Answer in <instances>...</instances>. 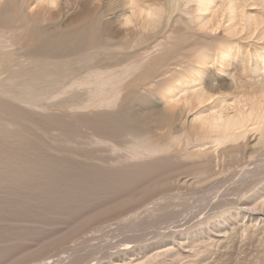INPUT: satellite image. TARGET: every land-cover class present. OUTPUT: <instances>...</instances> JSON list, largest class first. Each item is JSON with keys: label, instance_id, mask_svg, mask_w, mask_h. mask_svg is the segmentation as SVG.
Returning <instances> with one entry per match:
<instances>
[{"label": "bare ground", "instance_id": "bare-ground-1", "mask_svg": "<svg viewBox=\"0 0 264 264\" xmlns=\"http://www.w3.org/2000/svg\"><path fill=\"white\" fill-rule=\"evenodd\" d=\"M153 193V210L198 196L208 213L151 244L139 229L144 244L97 264H206L240 232L261 233L264 264V0H0V243L41 215L77 220L39 253L126 206L147 213Z\"/></svg>", "mask_w": 264, "mask_h": 264}, {"label": "rangeland", "instance_id": "rangeland-1", "mask_svg": "<svg viewBox=\"0 0 264 264\" xmlns=\"http://www.w3.org/2000/svg\"><path fill=\"white\" fill-rule=\"evenodd\" d=\"M81 138H82L81 139L82 141L79 140L80 138L77 139L78 141L76 142V145H78V147H79V145L82 147H88L87 142L89 143V137L83 136ZM220 194H222V193H220ZM153 195L155 197H153ZM156 195H157V193H153V194H151V196H149L148 198L145 199V201H147V203H148V206H146V207L147 208L151 207L147 213L144 211L145 208H141L140 211H139V209L135 210L137 208L138 204H132V205L126 206L125 208H122L120 210L118 209L117 211H114L110 214L101 216V217L93 220L90 224H86L85 227H83L76 234L71 235V236H69V238H65L63 240L59 239L57 241V243L54 244L52 247L46 248L45 250H43L39 253L36 252V253L30 254V252H32L31 250H33L34 252H35V250L37 251V248L39 249V247L41 246L42 243H45L51 239L62 237L61 235L68 233L72 229L71 226H74L75 225L74 223H77V220L68 219L67 217H65L61 214L51 215L49 219L45 220L43 215H41L40 219L39 218L33 219V221L28 220L26 225L24 226L25 230L22 229V230H19L17 232L16 229H13V230H15L13 232V230H10L11 228L14 227L12 225L11 227H9L8 232L11 235L15 236V238H17L19 240L21 238L23 239L26 236L25 237L26 240L25 241L21 240L23 242H21L19 240L16 241L15 238L13 239V236H10V237H8L9 241L12 244L15 243L14 245H12L11 243L9 244V246H8V244H4V246L6 245L5 246L6 248H5L3 246V244L0 243V251H2V252H0V255H2L1 256L2 260H0V262L3 261V264H6L13 257L16 258L15 256H17V255L19 257L22 255H26V258L24 256L22 258V261H20L16 264H74L73 263V256L76 255L77 261H78L77 264H79V263H81V264H86V263L87 264H97L98 260L96 259V257L99 254L98 251L103 250V253H105L106 250H107L106 253L108 251H111L112 253H115L116 251H119V250L124 251V249H126L127 245H128L126 242H128L130 245V246L128 245V248L137 247L138 245L144 244V243L151 244V243L156 241V239L154 238L155 236H154L153 232H162L161 238L163 239L164 237L166 238V236L169 237V235H175V234H178L179 232H185V230L189 231V229H191V228H194V230H196L197 229L196 225L199 223L200 220H203L204 217L206 216L205 214L208 213V209H206L205 207H200V205L198 203V199H196V198H199L198 196H181V198H178V200H180V201L174 200L175 202L173 201V203L175 206H174V208H172V210H173L172 212H171V209L169 210L170 213L168 211L156 210L158 208V206H155L156 204H158V197H157L158 195L157 196ZM109 200L104 201L103 203L108 202ZM217 200L218 199L214 198V201H217ZM100 207H102V206L97 205V207L95 206L94 207L95 209H93V210H85L83 212V214H81L80 217L83 218V216L91 215L94 212H97V210H98L97 208H100ZM154 208H156V209L153 210ZM136 212H141L140 221H138L139 223L138 222L137 223L136 222L131 223L132 220H130V217L132 218L134 213H136ZM199 213H201V214L199 215ZM165 215H167V216L173 215V216H175V217H173L174 221H175V218L178 221L176 223H173V222L170 223V221H171L170 216L167 217ZM124 217H126L127 220ZM154 217H157V220ZM177 217L179 219H177ZM80 219H78V221ZM239 221L243 222V221H245V218L243 217V218L239 219ZM28 223H30V224H28ZM154 223H156V224L154 225ZM178 223H179V226L177 225ZM146 224L147 225L149 224V226H147ZM181 224H183V225H181ZM184 224H186V225H184ZM194 224H195V226H194ZM134 225L136 228L134 227ZM118 226L121 228H119ZM151 226H153V227H151ZM123 227H125V231H123L124 230ZM139 229L146 230L145 232L148 234V236L145 237V239L143 241L144 243L141 242L140 244L138 243V245H137V242L135 241V239L133 237L137 234L136 232H138ZM257 231H260V230H257ZM19 232L23 233V235ZM132 234H133V237H132ZM73 237H74V239L75 238L76 239L74 240ZM129 237L130 238L132 237L134 240L132 238L130 239ZM181 237H183V236H181ZM239 237H241L243 239H240ZM11 238L13 241L11 240ZM260 238H262V235L260 232H256V234H254V235L249 234V233L248 234H246V233L242 234L240 232L239 235L236 237V239L239 240V242L237 244L228 243V244L222 245L220 247H214V250L209 255L210 257L206 261V264H233V263L234 264L235 263L236 264H254V261L256 260V257L258 255V250L260 247V242H259ZM73 240L76 243L73 242ZM120 240H121V242H120ZM89 241H90V243H89ZM104 242H105V245H104ZM122 242H123V244H121ZM134 243H136V244H134ZM168 243H171V242H168ZM106 245H107V247H106ZM8 247H10V248L14 247V249L16 247L17 248L20 247V248H19V250L17 248H16V250H13V252L15 253L14 254L12 252V248L7 249ZM79 247H81V248H79ZM87 247H88V249H87ZM105 247L107 249H105ZM2 248H5V251ZM27 248H29V249H27ZM115 248H117V249H115ZM89 249H90V251H89ZM16 251L18 252L17 254H16ZM28 251H30L29 254H28ZM90 252H92L93 254H91ZM220 252H222V253H220ZM6 254H7V256H6ZM8 255H9V257H8ZM13 255H15V256H13ZM66 256H68V257H66ZM89 260H90V262H89ZM82 262H85V263H82Z\"/></svg>", "mask_w": 264, "mask_h": 264}]
</instances>
